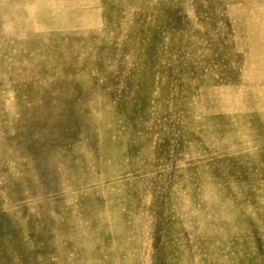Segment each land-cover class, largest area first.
I'll list each match as a JSON object with an SVG mask.
<instances>
[{"label":"rangeland","instance_id":"1","mask_svg":"<svg viewBox=\"0 0 264 264\" xmlns=\"http://www.w3.org/2000/svg\"><path fill=\"white\" fill-rule=\"evenodd\" d=\"M0 264H264V0H0Z\"/></svg>","mask_w":264,"mask_h":264}]
</instances>
